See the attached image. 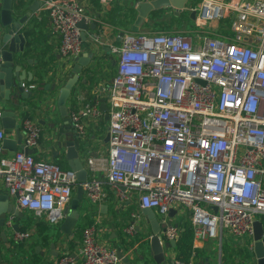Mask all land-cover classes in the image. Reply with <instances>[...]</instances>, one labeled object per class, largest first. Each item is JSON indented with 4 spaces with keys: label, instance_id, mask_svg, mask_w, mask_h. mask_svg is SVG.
Returning <instances> with one entry per match:
<instances>
[{
    "label": "built area",
    "instance_id": "2783aa9c",
    "mask_svg": "<svg viewBox=\"0 0 264 264\" xmlns=\"http://www.w3.org/2000/svg\"><path fill=\"white\" fill-rule=\"evenodd\" d=\"M83 1L42 0L64 58L78 56L83 42L95 46V56L104 45L99 31L105 24ZM187 9L195 13L191 34L124 30L119 44L109 46L115 63L105 95L108 143L105 153L85 161L83 196L97 205L107 199L105 185L120 201L135 193L141 210H154L165 241L181 235L169 222L177 207L187 212L194 241H223L225 232L251 250L254 221L264 228V0H200ZM82 19L96 23L84 41L77 27ZM221 20L230 33L204 29ZM99 102L77 99L67 108L74 141L85 138L88 121L103 119ZM19 125L23 148L33 150L40 125L28 117ZM5 137L0 122V193L37 220L62 222L79 184L75 172L23 148L6 154ZM12 223L8 215L6 226ZM11 231L15 241L30 236ZM125 231L135 232L134 223ZM79 257L78 264L120 263L116 250L98 240L95 223L82 229ZM57 264L76 263L64 254ZM171 264L194 263L173 257Z\"/></svg>",
    "mask_w": 264,
    "mask_h": 264
},
{
    "label": "crops",
    "instance_id": "0c3cea01",
    "mask_svg": "<svg viewBox=\"0 0 264 264\" xmlns=\"http://www.w3.org/2000/svg\"><path fill=\"white\" fill-rule=\"evenodd\" d=\"M14 1H21L24 6H27L34 0ZM38 1L41 2L39 8L32 12L31 17L23 25V30H26L24 35L27 38L26 47L28 49L23 62V69L27 73L24 86L34 85L36 94L31 99L21 100L20 104L22 105L17 115V123L19 124L21 117L35 120L41 127V136L37 146L32 150V154L36 159L50 160L60 165L61 168L67 169L69 167L65 160V141L71 137L74 139V134L59 116L56 99L58 89L70 76L74 61L73 58L68 59L61 56L59 39L52 35L46 10L42 6V0ZM136 1L133 0L132 3L128 2L125 5H122V0H113L107 4H103L99 0L83 1L87 13L90 16H96L105 24L101 28L102 30L99 31L104 45L97 52L98 56H95L97 50L95 46L91 43H82L83 48L78 56L85 52L91 53V61L87 67L82 69L66 102L67 108H71L77 99L85 102L103 99L107 105L105 95L107 86L114 74L115 63V57L110 52L109 46L119 44L118 34L120 30L118 26H122L120 18L123 13L121 12L129 10L131 4H135ZM191 3V0H189L188 3L184 4L179 14L186 13L189 18L187 8L193 6ZM166 9L157 10L158 12H153L154 14L151 13L146 17V21L148 19L152 21L159 13L166 12ZM23 12L21 11L19 16ZM110 12L114 16V23L112 24L103 20L108 17ZM173 15L175 14L172 11ZM184 21L187 23L186 26L190 27L187 30L189 34L196 31L197 28L193 26V20L189 18L190 23L187 20ZM153 23L157 24V22ZM191 26L194 28H191ZM204 29L211 30L207 27ZM126 30L130 29L127 28ZM1 31L0 26V34ZM25 59H31V63L29 64ZM46 84L48 85L47 89L45 88ZM0 105L2 110L11 108L10 102L6 100L0 99ZM5 131L6 137L13 139L16 137L14 130ZM107 143V120L103 116V119H93L87 122L86 136L82 140L75 141V146L80 160L85 165L88 157L105 153ZM9 153L11 152L6 151V154ZM105 188L107 199L100 204L91 205L82 196L77 208L78 219L72 234H63L59 230L61 222L58 223V228L52 232L50 227L45 226L40 220L31 225L27 220L29 214L26 211L18 210L22 215L18 218L14 217V222L18 225L20 231H28L30 236L28 239L15 241L12 231L8 228V241H0V264H57L59 258L64 254L71 256L78 264L80 262L79 246L82 229L85 225L92 223H95L98 240L105 246L127 255L131 264H154L147 247L148 238L151 235L150 228L141 214L137 198H134L135 193H132L129 200L120 201L112 188L107 185H105ZM1 193L5 194L6 192L2 190ZM8 199L10 203L15 205L12 198L8 197ZM257 218L259 219V217ZM131 222L135 225V232L129 234L125 229ZM169 222L181 229V235L186 229L192 232L187 212L180 213L177 207L173 209ZM52 244H54V248H52ZM175 247L165 249V262L168 264H171L173 257H176ZM190 259L194 264H245L253 258L252 253L248 252L240 241H234L224 232L223 241H219V239L194 241L192 235ZM119 264L123 263L120 261Z\"/></svg>",
    "mask_w": 264,
    "mask_h": 264
},
{
    "label": "water",
    "instance_id": "95a60500",
    "mask_svg": "<svg viewBox=\"0 0 264 264\" xmlns=\"http://www.w3.org/2000/svg\"><path fill=\"white\" fill-rule=\"evenodd\" d=\"M187 0H137L132 4L131 8L134 11V20L129 29L133 32H138L145 24L146 17L152 12L160 9L171 8L175 15H178ZM41 2L34 0L31 4L24 6L20 1L1 0L0 10V26L2 28L0 34V99L10 102V109L2 110L1 127L4 130H14L16 137H5L2 140L3 148L8 152H15L18 148H23L22 133L18 121V112L20 111L21 100L31 99L35 96V88L26 90L23 87L24 81L27 77L26 71L23 69V62L25 53H27V38L24 35L26 30H23L25 21L31 17L32 12H35ZM23 9L24 12H23ZM23 12L19 16L20 12ZM195 13L191 11L189 18L194 20ZM77 27L81 31V40H85V31L88 29H95L96 23L92 22L87 26L84 20L77 23ZM123 30L119 31L118 39L123 35ZM29 64L31 59H25ZM74 64L72 66L70 76L58 89L56 105L59 116L63 122L69 127V130L75 133L74 124L70 121L67 112L66 102L76 84L82 69L87 67L91 61V53H83L80 56L73 58ZM29 76V75H28ZM45 88H48L46 84ZM99 108L104 112L105 120H108L107 105L103 99L100 100ZM65 160L69 169L75 172L76 180L79 183L76 187L75 195L71 199L70 204L64 208L65 217L59 225V230L63 234H72L78 219V205L83 196V189L80 183L84 182L87 177V171L84 164L79 158L75 141L71 137L65 141ZM25 153H32V150L23 148ZM173 211V210H172ZM172 211L169 213L171 215ZM142 216L145 218L150 228V236L148 238L149 254L154 264H168L165 262V249L175 247L176 241L171 239L165 241L161 235L164 231V226L157 220L156 214L151 208H143L141 210ZM7 215H12L18 218L22 214L17 210L14 204L9 202L6 194L0 193V241L7 242L8 235L6 226ZM139 229V228H138ZM9 230V229H8ZM10 230L18 231L19 227L14 222ZM251 250L252 258L255 264H264V228L261 220H255L253 223V237ZM52 244V248H54ZM117 256L123 264H131L130 258L121 251H116ZM57 255V254H56Z\"/></svg>",
    "mask_w": 264,
    "mask_h": 264
},
{
    "label": "rangeland",
    "instance_id": "374dc122",
    "mask_svg": "<svg viewBox=\"0 0 264 264\" xmlns=\"http://www.w3.org/2000/svg\"><path fill=\"white\" fill-rule=\"evenodd\" d=\"M149 1V0H146ZM200 0H191V4L196 5L199 3ZM128 2L132 3L133 0H122V5L127 4ZM132 6V4H131ZM123 14H121V16H125V18L122 17V26H118L119 30H126L127 28L130 27V25L133 23L134 20V14L132 16H129L128 11L127 10H123V12H121ZM128 15V17L125 15ZM172 9L168 8L166 9V12H161L158 15H156V18H153L152 21H149V19L145 22V24L139 29V32L141 33H150V32H160V31H165V29L162 27V29L160 28V23L164 24V26L170 25L172 22ZM153 22H157V24L153 23ZM187 23L186 21H183L181 24L175 25V23H172V26L170 27V29L176 30V29H181L182 31L185 30H189L190 27L186 26ZM205 27H207V29H217V30H223L224 32H228L230 33V27L228 25V21L227 20H221V21H217V22H210L208 23ZM191 28H194L193 26H191ZM229 29V30H228ZM1 106V105H0ZM137 196L135 195L134 198H136ZM28 213V212H27ZM28 222L31 223V225L37 221L36 218L33 217L32 214L28 213ZM40 222H42L43 224H45V226L50 227L51 232L55 231V229L58 228V224H48L46 223L44 220L40 219ZM57 225V226H56ZM241 255V253H240Z\"/></svg>",
    "mask_w": 264,
    "mask_h": 264
},
{
    "label": "trees",
    "instance_id": "16d2710c",
    "mask_svg": "<svg viewBox=\"0 0 264 264\" xmlns=\"http://www.w3.org/2000/svg\"><path fill=\"white\" fill-rule=\"evenodd\" d=\"M127 11H128L129 16H132L134 14V11L132 9L127 10ZM158 11H155V12H158ZM125 15H126V13H125ZM126 16L128 17V15H126ZM113 17L114 16L112 15V12H110L108 14V17L103 19V20L105 22H108V23L112 24V23H114ZM122 17L125 18V16L124 15L121 16V18H120V22L121 23L120 24H123ZM184 20H187V22H189V18L187 16V14L186 13H184V14L181 13V14H179L177 16L173 15L171 22L175 23V25H178V24H181ZM172 23L170 25H167V26H164V24L160 23L159 24L160 25L159 29H162V27H163L165 29V31H180V29H176V30L170 29V27L172 26ZM222 32H224V31L222 30ZM175 249L177 251V254H176V258L177 259L186 260V261L189 260V257L191 255V250H192V232H190L189 229H186L182 233L181 237L177 240V244H176Z\"/></svg>",
    "mask_w": 264,
    "mask_h": 264
},
{
    "label": "flooded vegetation",
    "instance_id": "af4514ba",
    "mask_svg": "<svg viewBox=\"0 0 264 264\" xmlns=\"http://www.w3.org/2000/svg\"><path fill=\"white\" fill-rule=\"evenodd\" d=\"M188 1H189V0H187L186 3H188ZM186 3H185V4H186ZM130 9H132L131 6H130ZM130 9H129V10H130ZM135 15H136V14H135ZM135 15H134V16H135Z\"/></svg>",
    "mask_w": 264,
    "mask_h": 264
}]
</instances>
